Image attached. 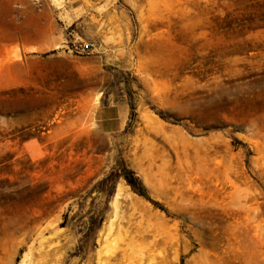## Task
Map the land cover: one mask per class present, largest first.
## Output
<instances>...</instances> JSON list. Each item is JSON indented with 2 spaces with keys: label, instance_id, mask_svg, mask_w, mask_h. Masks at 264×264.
I'll use <instances>...</instances> for the list:
<instances>
[{
  "label": "rangeland",
  "instance_id": "374dc122",
  "mask_svg": "<svg viewBox=\"0 0 264 264\" xmlns=\"http://www.w3.org/2000/svg\"><path fill=\"white\" fill-rule=\"evenodd\" d=\"M43 2L0 0V264H264V0Z\"/></svg>",
  "mask_w": 264,
  "mask_h": 264
},
{
  "label": "crops",
  "instance_id": "0c3cea01",
  "mask_svg": "<svg viewBox=\"0 0 264 264\" xmlns=\"http://www.w3.org/2000/svg\"><path fill=\"white\" fill-rule=\"evenodd\" d=\"M50 25L52 26V33L26 40L29 48H33V51H37V49L46 44L63 40L64 29L59 28L54 22H50ZM97 118L105 131L119 132L123 130L127 124L128 108L125 104L121 103L109 104L98 111Z\"/></svg>",
  "mask_w": 264,
  "mask_h": 264
},
{
  "label": "built area",
  "instance_id": "2783aa9c",
  "mask_svg": "<svg viewBox=\"0 0 264 264\" xmlns=\"http://www.w3.org/2000/svg\"><path fill=\"white\" fill-rule=\"evenodd\" d=\"M31 1L37 8L41 9L44 7V2L43 0H29ZM94 44L91 43V44H86L85 47H81L82 49V52H86V51H89L91 50V48H94Z\"/></svg>",
  "mask_w": 264,
  "mask_h": 264
},
{
  "label": "trees",
  "instance_id": "16d2710c",
  "mask_svg": "<svg viewBox=\"0 0 264 264\" xmlns=\"http://www.w3.org/2000/svg\"><path fill=\"white\" fill-rule=\"evenodd\" d=\"M128 182L134 187V189H136L135 184L131 178H128Z\"/></svg>",
  "mask_w": 264,
  "mask_h": 264
},
{
  "label": "bare ground",
  "instance_id": "6f19581e",
  "mask_svg": "<svg viewBox=\"0 0 264 264\" xmlns=\"http://www.w3.org/2000/svg\"><path fill=\"white\" fill-rule=\"evenodd\" d=\"M61 46H62V45H57V48H58V47H61Z\"/></svg>",
  "mask_w": 264,
  "mask_h": 264
}]
</instances>
